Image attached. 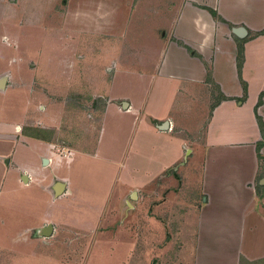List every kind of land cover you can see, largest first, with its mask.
<instances>
[{
    "label": "crops",
    "instance_id": "crops-1",
    "mask_svg": "<svg viewBox=\"0 0 264 264\" xmlns=\"http://www.w3.org/2000/svg\"><path fill=\"white\" fill-rule=\"evenodd\" d=\"M75 16L85 22L79 29L95 33L99 51L105 52L118 50L120 18L130 19L124 22L132 29L131 50L139 63L131 74L145 83L137 101L107 91L105 114L113 107L128 117L133 155L163 162L146 177L127 175L130 187L116 174L120 194L163 178L167 207L174 195L188 193L197 203L175 221L181 236V229L194 221L192 264H264V132L257 123L259 117L264 124V98L257 104L264 93V0H0V191L13 196L18 179L26 186L48 181L55 129L28 122L26 88L16 72L30 61L44 63L43 32L56 41L68 37L70 54L58 63L79 62L70 35L59 33L63 21ZM238 27L246 30L244 38L234 35ZM238 48L243 50L240 75ZM46 61L55 63L53 52ZM114 68L111 82L127 74L124 66ZM104 118L96 148L72 151V159L98 155ZM28 151L36 166L25 162ZM174 167L172 176L164 175ZM53 187L56 193L64 189L59 183ZM18 201L34 210L29 197ZM43 230L39 226L36 235L43 237ZM115 250L122 252L120 246Z\"/></svg>",
    "mask_w": 264,
    "mask_h": 264
},
{
    "label": "rangeland",
    "instance_id": "rangeland-1",
    "mask_svg": "<svg viewBox=\"0 0 264 264\" xmlns=\"http://www.w3.org/2000/svg\"><path fill=\"white\" fill-rule=\"evenodd\" d=\"M72 20L74 27H70ZM120 20L123 36L114 46L118 50L105 52L99 51L95 33L79 29L85 23L82 17L66 18L65 29L59 33L70 35L69 46L80 52L81 60L58 63L59 58L70 54L68 37L59 36L56 41V36L52 40L43 32L44 63L30 61L27 68L16 72L26 88L28 122L32 125L39 121L37 126L41 123L55 129L51 148L54 155L47 165L45 186L32 180V188L28 189L25 187L29 185L18 179L11 187L15 190L13 196L0 191V264H192L194 221L190 219L188 227L181 229L182 236L175 222L179 216L185 217L189 206L197 204L192 193L182 198L174 195L172 206L167 207L169 198L164 193L168 185L164 186L163 178L121 194L117 182L114 184L117 174L124 184L133 186L127 175L146 177L163 162L161 158L150 161L148 155L135 156L129 148L128 117L116 114L113 107L105 114L108 92H123L137 101L138 89L145 83L131 74L139 63L134 62L131 50L132 29L124 22L130 19ZM52 52L55 63H45ZM116 64L124 66L127 74L111 82ZM104 116L98 155L78 154L72 159V151L91 152L96 148ZM152 139L163 142L156 136ZM25 162L37 164L30 151L26 152ZM176 169L164 175L172 176ZM55 183L64 186L62 192L56 193ZM28 197L35 204L32 212L29 202L18 201ZM39 226L54 228L53 235L37 236ZM118 246L122 252L114 251Z\"/></svg>",
    "mask_w": 264,
    "mask_h": 264
},
{
    "label": "trees",
    "instance_id": "trees-1",
    "mask_svg": "<svg viewBox=\"0 0 264 264\" xmlns=\"http://www.w3.org/2000/svg\"><path fill=\"white\" fill-rule=\"evenodd\" d=\"M211 13L214 15L215 13H213L211 11ZM264 33V31H263ZM243 62V50L242 48H238V53H237V57H236V66H237V72L238 75H240L241 73V68H242V63ZM262 98H264V93L260 94L259 100H258V105H260L262 103ZM257 123L259 126L260 131L263 133L264 132V124L262 123V120L258 117L257 118ZM259 149V146L257 148V150Z\"/></svg>",
    "mask_w": 264,
    "mask_h": 264
},
{
    "label": "water",
    "instance_id": "water-1",
    "mask_svg": "<svg viewBox=\"0 0 264 264\" xmlns=\"http://www.w3.org/2000/svg\"><path fill=\"white\" fill-rule=\"evenodd\" d=\"M233 33H234V35H236L238 38H244L245 36H246V30L244 29V28H242V27H238V28H234L233 29ZM165 125V124H164ZM47 162V160H43V164H45ZM26 177H24L23 176V181L24 182H26ZM51 227L50 226H47L44 230H43V232H42V234L44 235V236H49L50 235V233H51Z\"/></svg>",
    "mask_w": 264,
    "mask_h": 264
}]
</instances>
